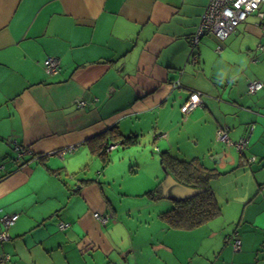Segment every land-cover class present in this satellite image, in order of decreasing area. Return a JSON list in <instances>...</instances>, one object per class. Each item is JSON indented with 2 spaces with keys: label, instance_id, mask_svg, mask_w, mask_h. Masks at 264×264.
Listing matches in <instances>:
<instances>
[{
  "label": "crops",
  "instance_id": "obj_1",
  "mask_svg": "<svg viewBox=\"0 0 264 264\" xmlns=\"http://www.w3.org/2000/svg\"><path fill=\"white\" fill-rule=\"evenodd\" d=\"M209 3L0 0V217L18 216L0 244L7 264H264V86L247 92L264 85V18L197 40ZM195 92L201 105L184 114ZM106 133L108 162L89 145ZM121 148L138 152L129 172ZM163 154L219 174L218 217L169 228L164 168L180 182ZM125 176L140 188L124 190Z\"/></svg>",
  "mask_w": 264,
  "mask_h": 264
},
{
  "label": "built area",
  "instance_id": "obj_2",
  "mask_svg": "<svg viewBox=\"0 0 264 264\" xmlns=\"http://www.w3.org/2000/svg\"><path fill=\"white\" fill-rule=\"evenodd\" d=\"M264 0H210V3L206 9L203 21L197 36V40L200 39L203 34H210L219 41H224L230 35H232L237 27L245 22L248 17L253 14H258L259 17L264 18V14L261 13V6ZM47 70L49 74H58L60 66L54 59L47 61ZM263 83L257 80L250 81L248 84L247 92L249 95H254L263 89ZM201 105V93L195 92L190 94L188 100L182 107L184 114L190 113L196 107ZM78 109L84 108L86 103L84 101H78L76 103ZM218 140L229 143L228 130L221 128L218 131ZM237 149L242 150L245 148V142L241 141L236 144ZM111 149V148H109ZM18 150V158L24 155V151ZM94 217L102 224H106L109 217L100 213H95ZM17 215H3L0 217V244L10 240L9 229L16 223ZM59 228L61 231H66L69 228L67 223H60ZM232 239V238H231ZM233 247L238 250L241 247V241L234 239ZM11 260L9 254L0 255V264H7Z\"/></svg>",
  "mask_w": 264,
  "mask_h": 264
},
{
  "label": "trees",
  "instance_id": "obj_3",
  "mask_svg": "<svg viewBox=\"0 0 264 264\" xmlns=\"http://www.w3.org/2000/svg\"><path fill=\"white\" fill-rule=\"evenodd\" d=\"M196 57V55H195ZM111 133L116 131L112 130ZM107 133L90 140V147L94 153L103 158L105 162L109 161L107 147L102 145L103 140L107 142ZM119 135V133H117ZM109 136V135H108ZM137 136L122 137V145L129 147L137 143ZM161 163L171 172L175 173L177 180L191 188L202 189L204 192L197 197L184 202L175 203L168 212L161 214V217L167 222L169 228L176 230H193L207 222L218 217L221 213L220 205L211 190L210 182L219 174L213 173L212 170L192 167L191 163L175 160L162 155ZM158 190L149 191L147 195L156 198ZM15 225V224H14ZM13 225V226H14Z\"/></svg>",
  "mask_w": 264,
  "mask_h": 264
},
{
  "label": "water",
  "instance_id": "obj_4",
  "mask_svg": "<svg viewBox=\"0 0 264 264\" xmlns=\"http://www.w3.org/2000/svg\"><path fill=\"white\" fill-rule=\"evenodd\" d=\"M213 158L218 162L219 158L217 156ZM164 171L166 174L165 182L162 185L164 198L183 202L191 200L204 192L202 189L191 188L178 183L167 169L164 168Z\"/></svg>",
  "mask_w": 264,
  "mask_h": 264
},
{
  "label": "rangeland",
  "instance_id": "obj_5",
  "mask_svg": "<svg viewBox=\"0 0 264 264\" xmlns=\"http://www.w3.org/2000/svg\"><path fill=\"white\" fill-rule=\"evenodd\" d=\"M264 10V3L263 5L261 6L260 10ZM134 148H129V149H124V148H121L119 150L120 154H123V158H124V168L126 169L125 172H129V168L131 166V163L134 164L135 162V158H136V154H138V152L136 150H133ZM144 150V149H143ZM123 166H119V167H116V168H111L109 171H108V174L109 175H112L114 174L115 172H121ZM116 170V171H115ZM114 171V172H113ZM113 172V173H112ZM165 173V172H164ZM139 182V185H141V181L138 180ZM137 184V181L132 179L131 177L129 176H125L123 178V184H122V188L128 192H134V190L140 188ZM212 188V187H211ZM128 198V195L124 197V199ZM119 205L122 206L123 208H127L128 207V203L126 202H122V201H118ZM141 203H149L148 200H144L142 201ZM172 203V202H171ZM174 204V203H173ZM148 205V204H147ZM174 206V205H173Z\"/></svg>",
  "mask_w": 264,
  "mask_h": 264
}]
</instances>
